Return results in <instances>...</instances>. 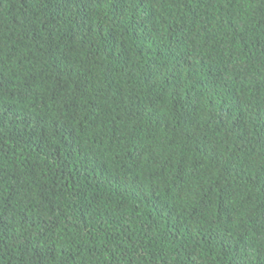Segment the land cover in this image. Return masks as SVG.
Returning a JSON list of instances; mask_svg holds the SVG:
<instances>
[{
  "label": "trees",
  "instance_id": "16d2710c",
  "mask_svg": "<svg viewBox=\"0 0 264 264\" xmlns=\"http://www.w3.org/2000/svg\"><path fill=\"white\" fill-rule=\"evenodd\" d=\"M0 264H264V0H0Z\"/></svg>",
  "mask_w": 264,
  "mask_h": 264
}]
</instances>
